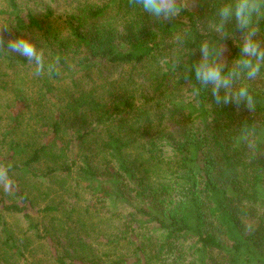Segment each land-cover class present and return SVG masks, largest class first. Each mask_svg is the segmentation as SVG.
Returning a JSON list of instances; mask_svg holds the SVG:
<instances>
[{
    "label": "trees",
    "instance_id": "trees-1",
    "mask_svg": "<svg viewBox=\"0 0 264 264\" xmlns=\"http://www.w3.org/2000/svg\"><path fill=\"white\" fill-rule=\"evenodd\" d=\"M71 1L76 6L61 23L43 24L49 8L40 15L34 0H1L11 37L38 32L46 62L58 63L59 73L36 77L34 84L48 96L74 67L79 81L103 78V70L120 67L125 87L118 95L108 92L106 103L94 87L79 90L71 79L80 95L67 111L78 114L83 108L82 124L90 119L93 128L64 145L57 138L65 117L61 107L45 142L28 159L19 144L12 145L8 157L0 156V167L17 156L24 162L8 172L15 203L0 200V208L29 219L32 203L12 172L27 174L49 157L55 171H78L100 210L124 219L129 239H141L133 247L134 264H157L163 255L171 256L172 264H264V66L255 80L242 75L233 85L249 87L257 101L254 112L216 104L211 85L201 86L194 73L204 44L225 74L241 56L243 34L234 22L226 25L228 37L214 27L218 9L230 0H183L184 9L171 20L148 15L134 0ZM253 26L254 39L264 48V16L254 18ZM193 87L201 88L198 95ZM18 116L11 117L10 131ZM246 125L255 129L251 148L240 137ZM88 135L104 138L94 155L85 146ZM12 243L7 235L5 249L12 250ZM57 261L66 264L63 257Z\"/></svg>",
    "mask_w": 264,
    "mask_h": 264
},
{
    "label": "rangeland",
    "instance_id": "rangeland-1",
    "mask_svg": "<svg viewBox=\"0 0 264 264\" xmlns=\"http://www.w3.org/2000/svg\"><path fill=\"white\" fill-rule=\"evenodd\" d=\"M34 1L39 3L35 9L37 12L40 11V15L45 8L50 9V15L46 20H42L43 24L52 23L53 20L61 23L63 17L71 14L76 6L71 0ZM1 6L3 5L0 0V11ZM31 6H34V2H31ZM9 27L13 28L11 24L4 23V16L0 14V28L8 29L3 32L5 41L12 38ZM38 34L35 31H27L21 32L20 36L31 37L38 48L44 49ZM0 53L6 58L0 57L1 60H5H0V86L5 84V89H0L2 158L10 155L9 149L12 145L19 144V148L24 149L25 160L28 159L32 152L45 142L56 121V111L61 110V107L65 117L60 121V135L57 138H61L64 145L76 140L78 133L82 135L91 131L93 126L90 127V119L85 118L86 124H82L84 115L81 114H86L83 108H79L78 114L73 110L67 111V105L73 103L80 95V92L72 87L71 79L78 82L79 90L83 88L91 91L94 87L96 89L94 95L100 96L106 103H109L108 92L118 95L125 87L126 79L123 77L125 73L120 67L112 68L110 71L103 70L101 74L103 78L94 75L91 80L84 78L80 81L77 73L79 68L74 67L72 72L68 73L69 77L65 83L47 96L43 94L45 89L40 91V85L34 84L37 76L33 75L32 65L25 57L18 54L8 55L2 51ZM21 59L26 60L25 65L21 64ZM46 76L48 74L39 77ZM17 114H19L17 124L10 131V126H14L11 117ZM92 119L94 120L93 117ZM88 129L90 130L87 131ZM103 139V136L96 138L94 135H88L85 146L90 147L94 155L98 152ZM23 162L24 160L17 156L11 160L10 167L14 164L22 168ZM94 162L98 160L95 159ZM55 167L54 160L44 157L38 163L32 164L27 174L17 170L12 172L16 183L32 205L29 219H25L23 214L7 213L0 208V264H59L57 258L61 257L66 264H134L133 247L139 244L141 239H129L130 233L124 231V219L112 217L111 212L100 210L96 201L91 198L87 184L77 179L78 171L67 174L55 171ZM31 174H34V177ZM153 177L162 179L156 175ZM0 200L5 204L15 203L12 191L4 183H0ZM88 202L91 205L89 207ZM118 211L124 213L126 210ZM139 233L135 230L133 234ZM7 235L11 236L14 247L9 251L4 245ZM164 256L157 264H172V257Z\"/></svg>",
    "mask_w": 264,
    "mask_h": 264
},
{
    "label": "clouds",
    "instance_id": "clouds-1",
    "mask_svg": "<svg viewBox=\"0 0 264 264\" xmlns=\"http://www.w3.org/2000/svg\"><path fill=\"white\" fill-rule=\"evenodd\" d=\"M148 15L163 20H171L178 16L184 9L183 0H134ZM218 21L214 23L215 30L225 37L229 33L226 25L234 22L235 28L243 34V43L240 47L241 56L234 62L226 74L220 63L215 59H209L211 50L207 44L202 45V58L194 66L195 78L201 86L207 88L211 85L212 95L216 104L244 105L249 111H255L257 101L246 84L238 88L233 87L234 82L243 75L249 81L255 80L264 66V48L254 37L257 28L253 26L256 17L264 16V0H230L218 9ZM7 28H0V51L8 55L18 54L25 57L33 68V75L39 77L45 74L59 73L57 62H46L43 49L37 47L31 37L19 36L5 41L3 32ZM224 89L221 96L220 90ZM200 87H193L194 95H198ZM255 134L254 127L247 125L241 128L240 137L248 147L253 146L252 137ZM10 166L0 167V183L10 186L8 176Z\"/></svg>",
    "mask_w": 264,
    "mask_h": 264
}]
</instances>
